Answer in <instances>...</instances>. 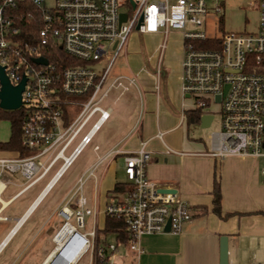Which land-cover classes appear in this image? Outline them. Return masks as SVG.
Listing matches in <instances>:
<instances>
[{
  "label": "built area",
  "instance_id": "obj_1",
  "mask_svg": "<svg viewBox=\"0 0 264 264\" xmlns=\"http://www.w3.org/2000/svg\"><path fill=\"white\" fill-rule=\"evenodd\" d=\"M17 1L0 0V67L12 85L24 78L20 105L15 109L22 108L20 144L34 149V153L21 156L16 151L0 150L5 151L0 154V194L11 177L18 175L22 184L10 198L18 196L60 160L37 197L44 194L91 142L109 114V108L100 104L109 88L103 86L107 71L95 67L103 59L111 61L125 47L132 30L160 31L161 53L168 30L180 29L181 91L192 100L194 109H200V115L219 113L220 129L211 133L209 153L264 160V0H256L255 29L222 30L216 48L195 46V41L212 35L188 29L187 25H204L209 12L221 11L223 0H52L50 4L46 0H28L39 10L41 21L32 42L18 38L17 20L10 12ZM121 12L125 13L123 21ZM52 44H59L67 55L83 63L58 69L44 55ZM37 57H44L47 62H35ZM113 84L123 90L129 85L137 86L133 76L120 75L110 83ZM74 96L84 99L79 101L78 112L67 120V107L75 102L71 98ZM211 104L216 105L215 111L208 109ZM95 113L96 118L83 131ZM161 135L156 133L158 138ZM149 159L144 141L123 153V171L131 188L103 208L104 214L124 220L129 234L126 242L114 234V242H107L105 235L97 234L94 210L85 205L81 194L84 179L94 176L92 165L76 178L74 189L57 207L60 224L40 242L36 264H75L86 253L89 264H138L120 259L126 252H142V235L179 232L192 217L191 209L174 191L161 190L147 175ZM261 173L264 176V164ZM85 216L91 217V229L87 231L82 230Z\"/></svg>",
  "mask_w": 264,
  "mask_h": 264
},
{
  "label": "crops",
  "instance_id": "obj_2",
  "mask_svg": "<svg viewBox=\"0 0 264 264\" xmlns=\"http://www.w3.org/2000/svg\"><path fill=\"white\" fill-rule=\"evenodd\" d=\"M138 33L154 37H160L161 34L160 31ZM160 42L144 59L134 56L127 65V72L115 69L107 83V96L111 94L115 106H104L109 108L108 117L95 132H101L99 143L92 145L95 159L87 167L95 165L97 172L92 177L89 192L84 194L81 189L85 205L94 210L96 221L101 216L103 223L106 192L115 181H120L117 179V167L119 165L123 170L122 155L125 151L136 149L144 141L145 148L150 152L147 175L162 189H172L184 199L191 209L192 217L182 224L177 233L142 235L139 239L142 252L137 255L126 252L120 261L138 264H218L219 237L225 235L230 263L262 262L264 176L261 167L264 160L241 155H211L213 131L207 135L206 141L189 136L185 128V114L193 110L194 106L192 100L181 91L182 41L180 56L175 60L171 73L162 67L165 47L159 53ZM120 75L136 79L137 86H130L137 94V101L135 95L130 94L119 102L124 92L119 90L116 94L112 93L119 86L110 83ZM157 132H161V138L156 136ZM94 145H97V149H93ZM0 154H5V151H0ZM214 177L220 188V213H229L224 217L211 210ZM39 191L25 204L19 215L4 214L17 196L10 198L11 194L6 199L0 197V252L13 241L4 257V264H21L28 252L37 243L40 247L42 239L51 233L45 222L37 224L41 213L28 222L34 208L48 192L37 197ZM120 197L122 194L109 200ZM39 255L40 251L34 255L35 264ZM259 255L262 261L255 260Z\"/></svg>",
  "mask_w": 264,
  "mask_h": 264
},
{
  "label": "rangeland",
  "instance_id": "obj_3",
  "mask_svg": "<svg viewBox=\"0 0 264 264\" xmlns=\"http://www.w3.org/2000/svg\"><path fill=\"white\" fill-rule=\"evenodd\" d=\"M52 0H46L47 4H50ZM252 1L253 5H250ZM257 1L256 0H224L222 9L220 12H209L204 18V25L195 26V25H187L188 29H192L193 31H204L206 35H219L221 30H236V31H250L255 29L257 23V10H256ZM222 17V25L221 28L218 27V19ZM162 33L160 37H154L150 35H146L143 33H138L137 30H132L125 47L118 51V53L114 56V58L110 61L109 59H103L100 61L95 69L100 70L101 68H106V78L104 85H107L109 79L114 75L115 69H120L123 72H127V65L132 62L134 56L140 57L141 60L144 59L148 54H150L156 44L159 41H162ZM181 30L180 29H169L165 41V48L162 55V67L165 71L170 72L173 70L172 68L175 66V60L180 56L181 52ZM128 62V63H127ZM98 67V68H97ZM100 68V69H99ZM123 83H126V81ZM119 90H122L123 95L119 98V102L126 96L130 94L135 95L134 98L137 101L138 97L133 88V86H128V90H123L121 86L112 90V93L116 94ZM134 93V94H133ZM75 100L74 103L68 105L67 110L69 111V115L71 117L74 116L75 113L78 112L81 105L80 102L83 97L74 96L71 97ZM100 104L102 106H106V104H110L111 106H115V104L111 101L110 96H105L101 99ZM208 109L210 111H215L216 105L211 104ZM98 113H95L93 117L90 119L88 124L85 126L83 131L90 125V123L96 118ZM213 118L210 124L207 127H202L199 121H186L185 128L187 129L189 136L196 140L206 141L207 135L210 132H217L220 129L219 125V113L213 112ZM103 131V130H101ZM101 132H97L92 138L91 142L87 144L82 151L73 159V161L69 164V166L63 171L61 176L55 181L52 187L48 190V192L44 195L39 204L34 208L31 217L28 222L32 221L33 217L36 214L41 213L42 217L38 220L37 224H41L45 222L47 228L51 229V232L56 229V227L60 224V219L56 215L55 211L59 206L60 200L66 195L69 194L76 185V178L82 172L86 171L89 167L90 162L95 159V155L92 151V145L95 143H99V137ZM10 134V122L7 118H0V141H5L8 139ZM77 138L74 140L72 145L76 142ZM71 145V146H72ZM70 146V147H71ZM60 160H58L53 168L39 181L34 183L31 187L17 196L12 202L9 204V207L4 214L10 215L15 214L19 215L27 202H29L41 189L46 180L52 174L54 169L58 166ZM87 167V168H86ZM86 168V169H85ZM85 169V170H84ZM96 175V169L93 170ZM117 179L120 181H126V175L121 167H117ZM92 176H87L84 179L82 184L83 193L89 192V187L91 186ZM22 184V178L18 175H15L9 183H7L5 189L0 194L2 199L8 198L11 194L16 192ZM97 233H99V229L101 228L102 221L101 216L97 219ZM26 222V223H28ZM27 225V224H26ZM91 229V217H84V227L82 230ZM23 231V230H21ZM18 235V234H17ZM107 242H114V236L112 233H107L105 235ZM13 242V241H12ZM10 242L1 252H0V264H4V257L9 252L11 248ZM37 243L24 257L21 261V264H35L34 255L39 253L41 248ZM256 261H262L263 258L259 255ZM75 264H89V253L84 254ZM237 264H248L245 263H237Z\"/></svg>",
  "mask_w": 264,
  "mask_h": 264
},
{
  "label": "trees",
  "instance_id": "obj_4",
  "mask_svg": "<svg viewBox=\"0 0 264 264\" xmlns=\"http://www.w3.org/2000/svg\"><path fill=\"white\" fill-rule=\"evenodd\" d=\"M10 12L16 17V24L18 26V38L23 42H32L36 39V32L38 27L41 25L40 12L30 1L19 0L16 6L11 8ZM222 17L218 19V27L221 28ZM222 31V30H221ZM195 46L197 47H208L216 48L219 43V36L213 35L208 36L205 40L195 41ZM46 52L44 55L49 61L53 62L58 69H62L66 66L82 64L83 62L72 58L67 55L59 44H52L46 47ZM7 118L10 122V134L7 140L0 141V150H10L16 151L21 156H28L34 153V149H29L23 147L20 144V130H21V120H22V108L14 110H4L0 109V118ZM200 109L195 108L193 110L187 111L185 114L186 121H199ZM72 117L67 116V120ZM131 188V183L126 181H115L112 188L106 192V203L109 202L110 198L117 196L118 194H124ZM212 207L211 210L219 215L226 216L229 213L222 215L220 213V188L219 183L216 178H213L212 188ZM107 233L114 234L116 239L122 242H126L129 239V234L126 229L125 222L120 217H114L104 214L103 223L99 229L98 236L106 235Z\"/></svg>",
  "mask_w": 264,
  "mask_h": 264
},
{
  "label": "water",
  "instance_id": "obj_5",
  "mask_svg": "<svg viewBox=\"0 0 264 264\" xmlns=\"http://www.w3.org/2000/svg\"><path fill=\"white\" fill-rule=\"evenodd\" d=\"M133 5V2H132ZM125 19V13H120V21ZM35 62L46 63L47 60L44 57L34 58ZM24 84V78L16 85H12L5 74L3 73L2 67H0V108L3 109H15L20 105V93ZM219 99V96H216ZM212 119L210 113H203L199 117V123L202 127H207ZM164 191H172V189H161ZM169 220L166 223L165 231H168ZM218 264H234L230 263L227 254V237L221 235L219 237V259Z\"/></svg>",
  "mask_w": 264,
  "mask_h": 264
},
{
  "label": "bare ground",
  "instance_id": "obj_6",
  "mask_svg": "<svg viewBox=\"0 0 264 264\" xmlns=\"http://www.w3.org/2000/svg\"><path fill=\"white\" fill-rule=\"evenodd\" d=\"M43 195V194H42ZM42 195H39L38 197H41Z\"/></svg>",
  "mask_w": 264,
  "mask_h": 264
}]
</instances>
